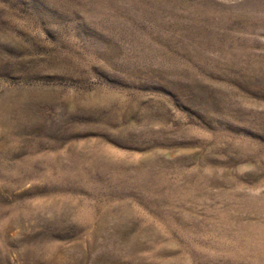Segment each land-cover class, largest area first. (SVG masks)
I'll use <instances>...</instances> for the list:
<instances>
[{
	"label": "rangeland",
	"instance_id": "374dc122",
	"mask_svg": "<svg viewBox=\"0 0 264 264\" xmlns=\"http://www.w3.org/2000/svg\"><path fill=\"white\" fill-rule=\"evenodd\" d=\"M0 264H264V0H0Z\"/></svg>",
	"mask_w": 264,
	"mask_h": 264
}]
</instances>
